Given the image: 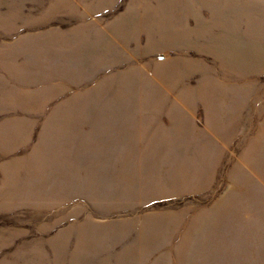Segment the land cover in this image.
Segmentation results:
<instances>
[{"label": "rangeland", "instance_id": "1", "mask_svg": "<svg viewBox=\"0 0 264 264\" xmlns=\"http://www.w3.org/2000/svg\"><path fill=\"white\" fill-rule=\"evenodd\" d=\"M0 264H264V0H0Z\"/></svg>", "mask_w": 264, "mask_h": 264}, {"label": "bare ground", "instance_id": "2", "mask_svg": "<svg viewBox=\"0 0 264 264\" xmlns=\"http://www.w3.org/2000/svg\"><path fill=\"white\" fill-rule=\"evenodd\" d=\"M187 2V1H186ZM184 7V6H183ZM159 19V18H158ZM158 21V20H157ZM162 22V21H161Z\"/></svg>", "mask_w": 264, "mask_h": 264}]
</instances>
